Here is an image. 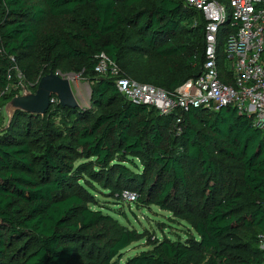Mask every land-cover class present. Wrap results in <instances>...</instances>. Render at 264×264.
Listing matches in <instances>:
<instances>
[{"label":"trees","instance_id":"obj_1","mask_svg":"<svg viewBox=\"0 0 264 264\" xmlns=\"http://www.w3.org/2000/svg\"><path fill=\"white\" fill-rule=\"evenodd\" d=\"M206 24L187 0H0V264H264V133L234 108L161 115L96 72L105 55L121 78L173 93L202 73ZM51 72L82 75L92 107L57 102L4 126L22 85L35 93ZM126 193L183 222L186 241L97 207L95 194Z\"/></svg>","mask_w":264,"mask_h":264},{"label":"built area","instance_id":"obj_2","mask_svg":"<svg viewBox=\"0 0 264 264\" xmlns=\"http://www.w3.org/2000/svg\"><path fill=\"white\" fill-rule=\"evenodd\" d=\"M206 19V48L201 75L173 93L119 76L117 66L102 55L96 68L101 76L111 74L128 101L156 109L161 115L177 110L203 108L219 112L234 108L248 117L264 133V0H229L233 13L218 0H187ZM224 48L220 62L219 49ZM14 61V59H12ZM224 74L221 78L220 67ZM59 75V74H58ZM59 102L52 98V104ZM178 119V123H181ZM124 199L135 203L138 196L126 193ZM264 250V236L260 238Z\"/></svg>","mask_w":264,"mask_h":264},{"label":"rangeland","instance_id":"obj_3","mask_svg":"<svg viewBox=\"0 0 264 264\" xmlns=\"http://www.w3.org/2000/svg\"><path fill=\"white\" fill-rule=\"evenodd\" d=\"M222 4L227 9L228 18L231 17L233 9L230 7L229 0H221ZM60 22L49 19L44 26V30H50L52 27H57ZM224 48L221 45L219 49L220 62L223 60ZM222 63V62H221ZM221 78L224 74V69L220 67ZM63 78L69 79L77 100L83 109L92 107L91 103V86L90 83L80 74L69 73L67 75L60 74ZM24 83V82H23ZM23 89H27L22 85ZM4 126L8 124L9 119L5 111ZM97 197L98 205L101 207L104 214L112 215L115 219L119 220L127 228L131 230L136 229L140 232L148 231L154 238L168 236L174 241L185 242L188 236L189 228L181 221L175 220L168 212L160 210L158 207H141L140 204L129 203L125 201H117L111 198L95 194ZM149 248L145 241L131 246L124 253V260L131 258L142 251Z\"/></svg>","mask_w":264,"mask_h":264},{"label":"water","instance_id":"obj_4","mask_svg":"<svg viewBox=\"0 0 264 264\" xmlns=\"http://www.w3.org/2000/svg\"><path fill=\"white\" fill-rule=\"evenodd\" d=\"M53 97H56L64 108L81 107L70 80L51 72L40 80L35 93L24 89L22 95L16 96L6 105L8 124L12 123L18 112L44 116L52 105Z\"/></svg>","mask_w":264,"mask_h":264}]
</instances>
